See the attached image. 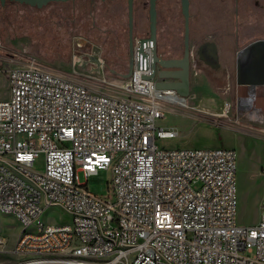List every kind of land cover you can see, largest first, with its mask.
I'll return each mask as SVG.
<instances>
[{
    "label": "built area",
    "instance_id": "1",
    "mask_svg": "<svg viewBox=\"0 0 264 264\" xmlns=\"http://www.w3.org/2000/svg\"><path fill=\"white\" fill-rule=\"evenodd\" d=\"M139 40L131 77L108 89L36 58L10 69V98L0 100V215L22 228L20 264H264V205L257 224L237 221L236 151L158 144L180 136L158 121L186 100L142 79L152 74V47L138 70ZM104 170L111 180L97 194L89 182ZM53 208L72 222L45 221Z\"/></svg>",
    "mask_w": 264,
    "mask_h": 264
},
{
    "label": "rangeland",
    "instance_id": "2",
    "mask_svg": "<svg viewBox=\"0 0 264 264\" xmlns=\"http://www.w3.org/2000/svg\"><path fill=\"white\" fill-rule=\"evenodd\" d=\"M178 1L179 25L181 32H184L181 0ZM227 1L230 3L233 0ZM253 1L249 0L251 12L239 17L240 30L247 31V36L241 42L243 46L257 38H264V0H260L263 7H254ZM159 2V24L164 25L169 36H172L176 26L173 10L171 8L164 14L162 10L166 0ZM190 6L192 11V3ZM193 9L197 7L193 5ZM143 10L146 14L149 12V0H136L134 40L139 37L137 26L140 23L139 13ZM144 20L147 22L148 19ZM231 26L234 29L236 21ZM147 33H150V28ZM172 38L169 37L168 41L172 42ZM28 58H36L57 73L74 75L96 87L108 89L113 83L119 85L126 78L111 70L121 75H128L130 70L128 1L74 0L51 2L42 8L8 0L5 4L0 2V100L10 98V69ZM230 91L233 101H230L229 118L223 119L233 125L234 130L225 131L229 128L220 121L199 124V128L194 130L196 125L188 121L175 125L180 131L178 138L162 140L158 144L170 150H235L237 221L239 225L249 227L259 222L264 205V86L232 85ZM214 98L217 102L220 100L218 95ZM238 116L246 120L245 125L249 129L238 131ZM175 120L176 117L168 111L158 125L174 126ZM210 125L213 127L210 128ZM204 142H214L217 147H203ZM34 167L38 171L44 170L43 155L36 159ZM110 180L111 172L104 170L91 178L89 187L97 194H104ZM47 214L44 217L47 222H72V218L58 208L49 210ZM21 232L22 228L15 217L0 215V236L6 239V246L0 248V264L21 263L22 258L14 253Z\"/></svg>",
    "mask_w": 264,
    "mask_h": 264
},
{
    "label": "crops",
    "instance_id": "3",
    "mask_svg": "<svg viewBox=\"0 0 264 264\" xmlns=\"http://www.w3.org/2000/svg\"><path fill=\"white\" fill-rule=\"evenodd\" d=\"M192 3V11L190 6V42L193 51L201 46H205V50L210 57H216L217 65L210 64L206 59L194 62L191 71V87L190 94L185 99L186 106L178 107L175 111L172 107L168 108L169 114L176 117L174 126L180 125L188 121H192L196 127L202 123H216L220 121L222 124H228L222 115L225 110V104L232 102L231 87L237 85V66L235 57L239 49L243 48L242 40L247 36V31L237 30L231 26L233 21L237 20V15L234 8V0H190ZM226 2V4H225ZM248 0H242L240 3L241 10L239 17L248 14L251 11L248 6ZM164 14L172 8L173 20L176 24L174 33L169 36L167 28L159 24L161 3L158 0V51L166 57H178L183 48L184 32L180 30L179 22V1L166 0L163 4ZM193 5L197 9H193ZM224 5V6H223ZM243 9V10H242ZM140 23H138L139 37H147L149 33V12L141 11L139 13ZM148 19L145 22L144 19ZM172 20V21H173ZM239 33V35H238ZM238 36V38H237ZM169 37H173V41H168ZM246 46V45H245ZM198 62V63H197ZM219 96L217 102L215 96ZM167 111V113H168ZM238 122L245 124L246 120L242 116L236 118ZM209 125V124H208ZM207 125V126H208ZM213 127L212 125L209 126ZM228 127V126H226ZM225 131L234 130L230 127ZM201 130H205L200 127ZM180 132V131H179ZM203 147L216 148L214 142H204Z\"/></svg>",
    "mask_w": 264,
    "mask_h": 264
},
{
    "label": "water",
    "instance_id": "4",
    "mask_svg": "<svg viewBox=\"0 0 264 264\" xmlns=\"http://www.w3.org/2000/svg\"><path fill=\"white\" fill-rule=\"evenodd\" d=\"M7 0H0L5 4ZM33 7L42 8L51 2H68L74 0H8ZM105 1V0H102ZM128 1L129 18V43H130V70L128 75H116L130 78L133 72V44H134V7L136 0ZM158 0H149V28L147 37L139 40L138 70L148 68V54L144 53L145 47H152V74L142 75V79L156 78V88L171 90L180 98L186 99L190 94L191 71L194 66V51L190 42V0H181L182 13L184 16V54L181 58L166 57L158 51ZM205 46H201L199 51ZM197 51V56H200ZM214 59V57L212 58ZM216 60V57H215ZM217 61V60H216ZM237 85L264 86V40H255L240 51L237 61Z\"/></svg>",
    "mask_w": 264,
    "mask_h": 264
},
{
    "label": "flooded vegetation",
    "instance_id": "5",
    "mask_svg": "<svg viewBox=\"0 0 264 264\" xmlns=\"http://www.w3.org/2000/svg\"><path fill=\"white\" fill-rule=\"evenodd\" d=\"M241 1L242 0H234V9H235V12H236V15H237V20H236V28H237V30H240V28H239V13H240V8H241V6H240ZM252 4H254V7H263V4L261 3L260 0H254ZM248 5L250 6V8L252 7L250 2H248ZM238 35H239V33H238ZM237 38H238V36H237ZM259 39L264 40V38H257L256 40H259ZM253 41H255V40H253ZM253 41H251V42H253ZM246 46H244V47H246ZM191 48H192V46H191ZM243 48L239 49V51H238V53H237V55L235 57L236 66H237L238 57L240 55V51ZM184 49L185 48H184V41H183V48L181 49L180 55L178 57H173V58H181V57H183ZM199 49H200V47L197 50L194 51L195 53H194V57H193V62H196L197 61L196 59H198V60L206 59L210 64L217 65V61L215 59H212V57L209 56V54L205 50V48L201 49L200 51H199ZM192 50H193V48H192ZM197 51H199L200 56H197V53H196ZM236 77H237V73H236Z\"/></svg>",
    "mask_w": 264,
    "mask_h": 264
}]
</instances>
